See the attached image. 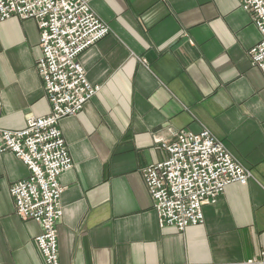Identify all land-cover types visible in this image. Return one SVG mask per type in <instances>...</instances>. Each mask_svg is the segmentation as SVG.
I'll list each match as a JSON object with an SVG mask.
<instances>
[{"label": "crops", "instance_id": "0c3cea01", "mask_svg": "<svg viewBox=\"0 0 264 264\" xmlns=\"http://www.w3.org/2000/svg\"><path fill=\"white\" fill-rule=\"evenodd\" d=\"M110 33L80 62L100 87L59 128L73 160L60 178L59 264H229L264 253V74L261 36L240 0H87ZM40 29L0 23V127L17 131L51 105L39 73ZM210 131L252 173L204 206V223L161 227L143 170L169 158L179 131ZM1 145V140H0ZM29 177L0 151V264H45L41 226L16 214Z\"/></svg>", "mask_w": 264, "mask_h": 264}, {"label": "built area", "instance_id": "2783aa9c", "mask_svg": "<svg viewBox=\"0 0 264 264\" xmlns=\"http://www.w3.org/2000/svg\"><path fill=\"white\" fill-rule=\"evenodd\" d=\"M252 14L261 39L249 52L251 65L264 74V0H240ZM34 19L40 29L39 73L51 105L47 116L29 117L22 130L0 127V151L16 156L29 177L12 185L16 214L41 226L35 239L45 264H59L58 223L63 216L60 178L73 160L60 122L81 112L100 87L92 85L80 56L110 33L87 0H0V23L11 17ZM169 158L143 170L147 190L161 227L183 232L204 223L203 208L215 203L227 186L246 185L250 170L237 162L210 131L182 130L163 143ZM229 264H264L257 258Z\"/></svg>", "mask_w": 264, "mask_h": 264}]
</instances>
